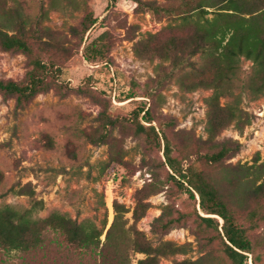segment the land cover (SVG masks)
Returning <instances> with one entry per match:
<instances>
[{
    "label": "rangeland",
    "instance_id": "obj_1",
    "mask_svg": "<svg viewBox=\"0 0 264 264\" xmlns=\"http://www.w3.org/2000/svg\"><path fill=\"white\" fill-rule=\"evenodd\" d=\"M19 1L32 14L40 5L47 11L42 25L48 31L43 40L53 47L44 52L35 46L31 55L0 49V80L23 81L33 59L63 69L55 77V89L39 94L23 109L16 107L14 99L0 95V206L34 208L33 215L40 218L57 210L77 222L91 219L100 225L106 220L107 229L113 220L115 201L128 210L125 218L132 225L136 199L147 196L149 207L134 224L136 229L154 244L169 241L184 246L180 254L161 259L159 264L196 261L204 256L208 264H231L219 251L215 233L198 224L195 211L204 214L196 202L168 180L161 150L151 146L146 136L135 134V122L157 128L170 139L173 156L184 166L196 158L197 152L210 151L205 143V99L212 92L203 88L185 92L174 82L153 90L155 69L161 62L135 54L136 46L145 43L148 35L162 33L170 23L145 5H165L168 0ZM92 21L102 23L108 32L106 63L97 66L82 57L84 25ZM197 60L198 56L193 58ZM167 65L162 62V66ZM240 68L245 76L251 63L242 60ZM130 89L136 94L134 99H114V93L118 96ZM150 90L151 99L142 97ZM229 100L221 98L220 104ZM140 105L150 106V124L142 120V114L134 117ZM240 107L254 119L243 131L231 124L216 137L241 145L240 151L224 160L223 165H252L257 158L259 163L264 161V94L259 98L242 94ZM102 114L111 116L118 126L108 128L104 144H96L106 132ZM26 184L34 192L33 197L14 193ZM165 207L184 214L186 219L159 237L151 232V225ZM214 218L219 225L222 223ZM239 223L248 226L243 220ZM263 233V222L248 231L254 254H246L244 264H264V249L255 242ZM135 258L143 255L136 254ZM3 259L10 264H36L21 253L12 252Z\"/></svg>",
    "mask_w": 264,
    "mask_h": 264
},
{
    "label": "trees",
    "instance_id": "obj_2",
    "mask_svg": "<svg viewBox=\"0 0 264 264\" xmlns=\"http://www.w3.org/2000/svg\"><path fill=\"white\" fill-rule=\"evenodd\" d=\"M145 6L170 23L162 33L148 35L145 43L136 46L135 54L160 60L152 80L153 90L174 82L185 92L198 88L212 92L205 99L208 135L205 143L210 151L197 152L196 158L184 166L173 156L170 139L157 128L135 122V134L146 136L151 146L161 150L168 180L196 202L204 214L200 216L195 211L198 224L215 233L221 254L231 264H244L246 254H254L248 231L264 223V161L259 163L257 158L252 165H223L224 160L240 151L241 145L230 139L218 141L216 137L231 124L237 131L252 124L254 116L240 107L242 94L252 98L264 94V0H168L165 5L150 2ZM46 15L42 5L32 14L19 0H0V49L31 55L38 46L49 52L53 46L43 40L48 31L42 25ZM107 39L108 32L102 23L85 24L83 60L93 66L105 64ZM196 56L198 60L193 61ZM242 60L251 63L245 76L241 75ZM62 69L33 59L23 81L0 80V95L14 99L16 107L23 109L39 94L55 89V77ZM151 96L152 90L142 97L151 99ZM113 97L122 102L134 99L136 94L130 89L118 96L114 93ZM221 98L230 100L221 105ZM141 114L145 123L153 121L150 106H138L133 115ZM102 117L106 132L96 144H104L108 128L118 126L111 116L102 114ZM14 193L29 197L34 194L28 184ZM146 197L136 199L132 225L125 218L128 210L115 201L113 220L107 229L106 220L100 225L91 219L77 222L57 210L40 218L33 215L34 208L0 206V264H10L3 256L12 252L29 256L36 264H159L161 259L180 254L184 246L169 241L154 244L134 226L149 207ZM185 217L165 207L154 219L151 232L163 237L180 226ZM214 217L222 223L219 225ZM240 220L248 226H241ZM255 242L264 249V233ZM136 254L143 258H135ZM171 264L208 263L204 256L196 261L185 259Z\"/></svg>",
    "mask_w": 264,
    "mask_h": 264
}]
</instances>
